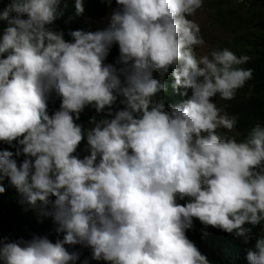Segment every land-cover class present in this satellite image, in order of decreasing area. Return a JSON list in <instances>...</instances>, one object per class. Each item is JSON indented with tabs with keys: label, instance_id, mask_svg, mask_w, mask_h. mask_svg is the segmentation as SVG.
Wrapping results in <instances>:
<instances>
[{
	"label": "clouds",
	"instance_id": "1",
	"mask_svg": "<svg viewBox=\"0 0 264 264\" xmlns=\"http://www.w3.org/2000/svg\"><path fill=\"white\" fill-rule=\"evenodd\" d=\"M116 3L100 30L71 23L109 14L69 19L71 41L46 27L61 15L60 0H10L0 11V142L15 148L0 150V180L30 205L39 201L63 234L6 242L2 264H77L79 253L66 245L89 247L92 259L110 264H209L186 235L194 217L245 239V223L264 219V127L244 141L222 139L216 129H233L236 118L210 99L230 100L251 79L252 69L236 67L249 57L227 48L194 55L204 40L187 17L203 0ZM75 10L84 11L81 0ZM113 44L116 65L104 62ZM169 69L173 87L192 95L166 110L153 101L166 87L153 73ZM52 92L61 104L50 115ZM118 96L125 108L87 131L90 154L79 158L85 133L76 121L85 106L111 113ZM247 260L264 264V238Z\"/></svg>",
	"mask_w": 264,
	"mask_h": 264
},
{
	"label": "trees",
	"instance_id": "2",
	"mask_svg": "<svg viewBox=\"0 0 264 264\" xmlns=\"http://www.w3.org/2000/svg\"><path fill=\"white\" fill-rule=\"evenodd\" d=\"M9 2L10 0H0V11ZM81 2L84 11L78 14L75 10V0H60L58 10L61 15L46 27L52 31H62L64 39L71 41L73 38L69 33L77 28L66 25L69 19L73 17L100 19L107 16L112 8L118 11L121 7L116 0H81ZM220 3L222 4L221 12H223L224 5L229 7L227 12L229 16L225 23L233 29L234 33H237L231 51L237 57L242 55L249 57L246 62L236 67L252 69V77L245 82L243 87L237 89L232 99H220L221 113L226 112L229 116H234L236 124L231 130L220 129L216 132L222 139L232 138L240 142L248 138L251 128L256 124L264 127V0H223ZM5 26L6 22L0 20V36ZM118 60L119 47L118 44H113L104 62L116 65ZM153 75L166 86L165 90L153 97V101L163 100L166 110L170 105L181 104L191 97L192 92L174 91L177 87H173L175 80L170 69L166 74L161 75L159 72H154ZM122 100L123 97L118 96L111 106V113L107 106L100 112H97L92 105L85 106L84 110L87 113L84 115H89H83L76 121L82 126L85 139L81 141L75 155L82 159L90 154L86 140L87 131L101 120L111 119L115 112L123 110L125 104L121 102ZM47 103L48 112L51 115L60 108L61 98L52 92ZM16 147L22 146L16 145ZM3 149L15 151V148L0 142V150ZM15 158L19 163L25 157L21 154ZM0 184L5 188V191L0 193V246L6 242L23 243L34 235L47 236L53 242L58 238H63L62 233H57V225L52 217L44 215L39 201L37 206L30 205L7 178L0 180ZM187 199V197L184 200L178 199V203L183 204ZM243 227L248 229L245 234L247 239L244 236H238L235 231L229 233L221 228L205 225L194 217L192 226L186 229V235L200 252L206 255L209 264H250L247 260V252L255 249L258 239L264 238V219L255 225L246 222ZM66 247L69 251L79 253L80 259L77 264H82L84 260H87L88 264H110L103 260L92 259L89 247L83 245H66Z\"/></svg>",
	"mask_w": 264,
	"mask_h": 264
},
{
	"label": "rangeland",
	"instance_id": "3",
	"mask_svg": "<svg viewBox=\"0 0 264 264\" xmlns=\"http://www.w3.org/2000/svg\"><path fill=\"white\" fill-rule=\"evenodd\" d=\"M222 1L223 0H203L202 6L196 10L194 15L187 17L200 26L199 35L202 36L204 40L203 44L192 46L193 53L197 58L205 54L210 55L214 50H223L227 48L231 51L233 48L234 39L237 33H234L233 29L225 23V20L229 16L227 13L229 7L224 5L223 12H221L222 4L220 2ZM113 13L114 12H111L108 17L101 20L82 19L75 20V22L71 24L78 28L90 31L100 30L110 24ZM180 87L181 86L177 87L174 91L185 92L188 90V88L186 89L184 87ZM210 99L216 104L218 108H220L219 103L221 98L219 97V94ZM220 129L225 128L219 127L216 130Z\"/></svg>",
	"mask_w": 264,
	"mask_h": 264
}]
</instances>
